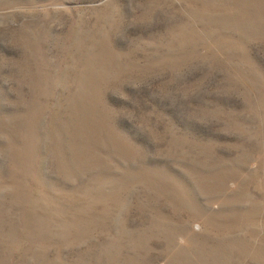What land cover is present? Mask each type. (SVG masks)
<instances>
[{
  "label": "rangeland",
  "instance_id": "rangeland-1",
  "mask_svg": "<svg viewBox=\"0 0 264 264\" xmlns=\"http://www.w3.org/2000/svg\"><path fill=\"white\" fill-rule=\"evenodd\" d=\"M0 264H264V0H0Z\"/></svg>",
  "mask_w": 264,
  "mask_h": 264
}]
</instances>
